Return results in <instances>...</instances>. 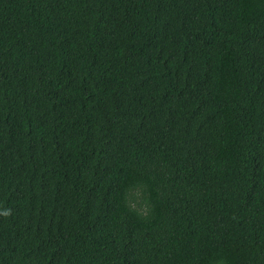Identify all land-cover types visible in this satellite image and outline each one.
<instances>
[{"label": "trees", "instance_id": "16d2710c", "mask_svg": "<svg viewBox=\"0 0 264 264\" xmlns=\"http://www.w3.org/2000/svg\"><path fill=\"white\" fill-rule=\"evenodd\" d=\"M0 264H264V0H0Z\"/></svg>", "mask_w": 264, "mask_h": 264}, {"label": "clouds", "instance_id": "9594fccd", "mask_svg": "<svg viewBox=\"0 0 264 264\" xmlns=\"http://www.w3.org/2000/svg\"><path fill=\"white\" fill-rule=\"evenodd\" d=\"M8 214H10L9 211H6V212L4 213V215H8Z\"/></svg>", "mask_w": 264, "mask_h": 264}]
</instances>
